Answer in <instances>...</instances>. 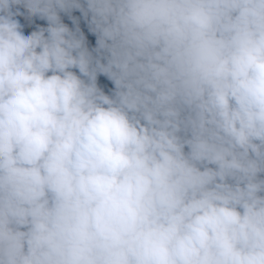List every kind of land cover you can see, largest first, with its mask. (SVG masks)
Instances as JSON below:
<instances>
[{"label":"clouds","instance_id":"obj_1","mask_svg":"<svg viewBox=\"0 0 264 264\" xmlns=\"http://www.w3.org/2000/svg\"><path fill=\"white\" fill-rule=\"evenodd\" d=\"M0 264H264V0H0Z\"/></svg>","mask_w":264,"mask_h":264},{"label":"trees","instance_id":"obj_2","mask_svg":"<svg viewBox=\"0 0 264 264\" xmlns=\"http://www.w3.org/2000/svg\"><path fill=\"white\" fill-rule=\"evenodd\" d=\"M74 15L81 16V14H80L78 11L75 12ZM17 18L20 19L23 23H25V24L27 25V22H26V20H25V18H24L23 16H20V17H17ZM64 19H65V23H68L70 27L73 26V25H72V22H71L67 17H64ZM40 22H41L40 25L46 26V21H41V20H40ZM84 22H85V21L83 20V18H81V21H80L81 28H82V30L84 31L85 36L87 37L89 47H95L96 37H95L94 35L90 34V33L87 31ZM26 29H27V27H26ZM98 82H99V84H100L102 87H104V89H105L106 91L109 90V89H111L112 87H114V85L112 84L111 81H109L108 79H105V78L102 77V76H99V77H98Z\"/></svg>","mask_w":264,"mask_h":264}]
</instances>
